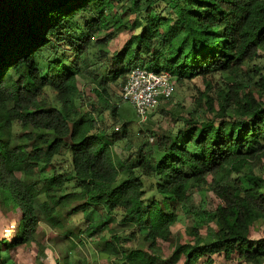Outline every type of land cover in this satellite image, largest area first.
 <instances>
[{
	"label": "trees",
	"instance_id": "16d2710c",
	"mask_svg": "<svg viewBox=\"0 0 264 264\" xmlns=\"http://www.w3.org/2000/svg\"><path fill=\"white\" fill-rule=\"evenodd\" d=\"M115 9L134 16L136 31L121 51L105 52ZM262 51L264 0H0V204L19 216L13 240L0 239V264L42 225L73 240L111 221L119 228L108 230L102 252L115 264H159L149 252L173 236L180 210L192 223L169 264H213L214 256L264 264V238L251 237L264 221V179L253 173L264 163V73L253 65ZM138 67L169 72L175 85L200 80L206 91L186 116L163 109L174 126L153 143L128 141L123 160L113 149L130 133L111 87ZM223 73L236 78L215 98L208 78ZM80 78L109 111L103 128L84 111ZM203 185L219 200L214 208L195 206ZM93 210L101 215L92 231ZM74 212L83 231L68 226Z\"/></svg>",
	"mask_w": 264,
	"mask_h": 264
},
{
	"label": "rangeland",
	"instance_id": "374dc122",
	"mask_svg": "<svg viewBox=\"0 0 264 264\" xmlns=\"http://www.w3.org/2000/svg\"><path fill=\"white\" fill-rule=\"evenodd\" d=\"M118 15V16H117ZM134 19V16H131L129 13L123 14L122 12H116V9L113 15L110 18V26L112 32V37L107 44H101L100 49L103 51H121L124 48L126 41L128 40L131 33H134L136 30H130L131 21ZM98 47L96 49H99ZM96 49L92 51V54L89 56L90 61H97L93 56ZM262 57L255 60L253 65H256L260 68V72L264 73V52L262 51ZM41 57L38 59L40 63L46 67L48 65L47 60L51 59V56H47L44 52L40 54ZM48 58V59H47ZM252 67V66H249ZM243 71L246 70L243 68ZM236 78L235 75L229 73H223L220 75H215L208 78L210 81V95L217 98L218 92L222 89H227L230 83H232V78ZM246 77V75H245ZM88 79L83 78L79 79V89L84 100V111L90 112L94 118H97L99 125L103 128V121H107L110 117L109 111L103 109L97 101V98L92 93V87L94 84H91ZM123 87V86H122ZM113 98L111 99L113 104L118 105V111L122 116V119L128 123L129 129V140H122L116 144L113 149L116 157L120 159H126L130 151L128 150L127 143L130 141L132 147H136L141 144V142L148 141L153 143L156 135H162L165 131L170 129L171 126H174V123L169 115H165L162 110L166 112H179L181 115H187L190 108L191 98L199 97V91H206L205 83H202L200 80L184 81L183 83H177L175 85V90L173 96L168 100H161L158 102V105L150 112L148 120L144 123H141L140 118L135 113L134 108L127 102H124L120 98L121 94V85L115 86L112 85ZM47 98H53V101L56 102L55 93L51 90L47 92ZM57 103V102H56ZM178 103H182V107L178 106ZM79 102H76V105H79ZM93 108L95 111L93 112ZM201 116L205 119L207 118L204 115V112L201 111ZM212 117V116H211ZM112 122V121H111ZM123 122H119L114 125L113 129L116 130V127H119L122 130ZM111 130V132H112ZM142 131L145 136H138V132ZM135 149V148H134ZM264 162V161H263ZM63 166L67 167V162L63 163ZM255 175H260L264 179V163L262 166H256L253 170ZM208 181L211 182V177L208 178ZM194 203L195 206L211 209L214 208L219 200L216 196L210 191L208 185H203L201 190L194 189ZM39 201H44V196H39ZM77 202L73 206L81 203ZM72 206V207H73ZM100 213V212H99ZM99 213L96 210H93L90 215L92 223V231L95 228L99 221ZM101 215V213H100ZM180 220L176 222L171 230L172 237L168 241H158L157 246L149 253H154L158 257L159 264H169L168 259L172 254L174 247L178 244H185L188 242L186 236V228L191 225V219H188L183 211H179ZM83 214L81 212H74L72 218L69 220V227H79V230H84L86 228V222L82 219ZM19 216L13 213L10 209L2 206L0 204V239H5L7 241H12L17 233ZM108 226L101 229V232L95 234L94 236H89V234L79 235V237L74 238L73 240L69 238L67 234H61V230L52 228L48 225L40 226L39 236L35 241H32L29 244L24 246H17L10 250V259L7 264H58L56 258L59 257L60 260L69 259L71 262L76 263L77 260H85L86 264H115V259L112 256H107L102 252V249L105 247L104 237H109L108 230L110 228L117 229L115 222L107 223ZM119 228V227H118ZM68 236V237H67ZM251 237L253 240L257 241L264 238V221H258L252 229ZM149 251V250H147ZM213 264H247L243 261L237 259L227 260L221 256H214ZM172 264H177L172 262ZM197 264H206L205 258H201Z\"/></svg>",
	"mask_w": 264,
	"mask_h": 264
},
{
	"label": "built area",
	"instance_id": "2783aa9c",
	"mask_svg": "<svg viewBox=\"0 0 264 264\" xmlns=\"http://www.w3.org/2000/svg\"><path fill=\"white\" fill-rule=\"evenodd\" d=\"M174 90L175 81L169 72L138 67L130 72L120 98L134 108L141 122H146L158 102L170 99Z\"/></svg>",
	"mask_w": 264,
	"mask_h": 264
},
{
	"label": "clouds",
	"instance_id": "9594fccd",
	"mask_svg": "<svg viewBox=\"0 0 264 264\" xmlns=\"http://www.w3.org/2000/svg\"><path fill=\"white\" fill-rule=\"evenodd\" d=\"M119 128V127H118Z\"/></svg>",
	"mask_w": 264,
	"mask_h": 264
}]
</instances>
